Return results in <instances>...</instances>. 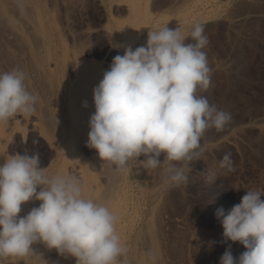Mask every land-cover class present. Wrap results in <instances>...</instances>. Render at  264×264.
Here are the masks:
<instances>
[{
  "label": "rangeland",
  "instance_id": "rangeland-1",
  "mask_svg": "<svg viewBox=\"0 0 264 264\" xmlns=\"http://www.w3.org/2000/svg\"><path fill=\"white\" fill-rule=\"evenodd\" d=\"M141 5L133 21L127 0H0V73L22 70L27 91L39 98L30 116L0 122V165L11 155L39 152L49 177L78 178L82 196L115 217L129 210L128 222L146 232L144 241L155 239L161 264H220L229 246L238 259L246 249L224 239L216 212L222 208L227 214L248 190L264 193V0H142ZM196 23L204 25L203 51L212 69L209 87L196 94L230 113L231 122L223 131L205 132L206 151L190 164L187 185L168 181L163 166L146 170L130 161L118 170L102 161L87 141L93 89L113 58L129 46H146L148 32L165 25L179 27L185 42L194 43L190 33ZM226 153L235 171L220 167ZM39 204L26 202L19 215ZM32 248L22 258L0 257V264L74 263L61 261L43 243Z\"/></svg>",
  "mask_w": 264,
  "mask_h": 264
},
{
  "label": "clouds",
  "instance_id": "clouds-1",
  "mask_svg": "<svg viewBox=\"0 0 264 264\" xmlns=\"http://www.w3.org/2000/svg\"><path fill=\"white\" fill-rule=\"evenodd\" d=\"M203 33L204 25L196 23L190 33L194 43H186L179 27L165 25L148 32L146 46H129L113 58L93 89L95 112L87 141L102 161L118 170L130 161L146 170L163 166L168 181L187 185L190 164L206 151L201 145L205 132L223 131L232 119L196 94L198 88L207 90L212 72ZM25 79L20 69L0 73V122L34 113L39 98L27 91ZM40 162L39 152L17 153L0 165V257H25L40 242L74 257L76 264H121L127 249L116 233V217L82 196L78 178L49 177ZM220 167L235 171L230 153ZM262 195L248 190L227 214L217 210L224 239L246 249L237 259L229 246L220 264H264ZM32 200L40 201L39 206L20 216L21 206Z\"/></svg>",
  "mask_w": 264,
  "mask_h": 264
},
{
  "label": "bare ground",
  "instance_id": "bare-ground-1",
  "mask_svg": "<svg viewBox=\"0 0 264 264\" xmlns=\"http://www.w3.org/2000/svg\"><path fill=\"white\" fill-rule=\"evenodd\" d=\"M127 1L130 2V4L133 6V9H134L133 14L135 15V17L133 18L134 19L133 21H137L139 16H140V14H141V12L143 11V10L141 11V6H142L141 2H142V0H127ZM96 66H97V64H96ZM79 68H81V67H79ZM84 71H86V70H84ZM113 188H115V187H113ZM114 190L115 189H113V191ZM123 192H125V191H123ZM118 195H120V194H118ZM154 195L155 196L157 195V191L156 190L154 191ZM112 211H113V208H112ZM121 211H123V210H121ZM128 212H129V210H124L123 212H120L119 215L117 214L118 216H116V220H115L116 233H117V235L120 238L121 245L126 247V249H127L126 254L120 258L121 264H161L162 260H163V258H161L162 253L160 254V251L158 249V245H157L155 239L151 238L149 240V242H145L144 241V236L147 235L146 232H145V235H144V232L142 230L138 229L139 230L138 231L136 229V224L135 223L130 224L128 222V216H129ZM144 228H143V230H144ZM58 258L61 261L68 260L70 262L73 261L74 262L73 264H76L75 258L71 257L69 255H60L59 254Z\"/></svg>",
  "mask_w": 264,
  "mask_h": 264
}]
</instances>
